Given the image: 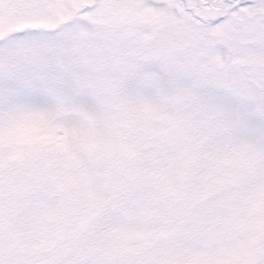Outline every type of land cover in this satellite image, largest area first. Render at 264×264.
I'll list each match as a JSON object with an SVG mask.
<instances>
[{
  "label": "snow or ice",
  "instance_id": "obj_1",
  "mask_svg": "<svg viewBox=\"0 0 264 264\" xmlns=\"http://www.w3.org/2000/svg\"><path fill=\"white\" fill-rule=\"evenodd\" d=\"M0 264H264V0H0Z\"/></svg>",
  "mask_w": 264,
  "mask_h": 264
}]
</instances>
